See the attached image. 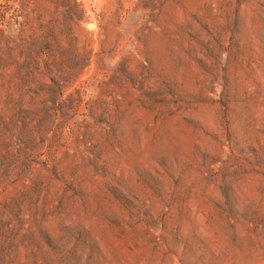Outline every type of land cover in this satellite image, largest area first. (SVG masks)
Here are the masks:
<instances>
[{
  "label": "rangeland",
  "instance_id": "obj_1",
  "mask_svg": "<svg viewBox=\"0 0 264 264\" xmlns=\"http://www.w3.org/2000/svg\"><path fill=\"white\" fill-rule=\"evenodd\" d=\"M0 264H264V0H0Z\"/></svg>",
  "mask_w": 264,
  "mask_h": 264
}]
</instances>
